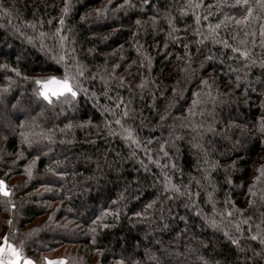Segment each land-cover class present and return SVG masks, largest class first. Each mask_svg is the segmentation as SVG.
I'll return each instance as SVG.
<instances>
[{
    "label": "trees",
    "instance_id": "trees-1",
    "mask_svg": "<svg viewBox=\"0 0 264 264\" xmlns=\"http://www.w3.org/2000/svg\"><path fill=\"white\" fill-rule=\"evenodd\" d=\"M50 76L77 95L45 100ZM4 100L0 180L34 170L0 191V243L264 264V0H0Z\"/></svg>",
    "mask_w": 264,
    "mask_h": 264
},
{
    "label": "rangeland",
    "instance_id": "rangeland-1",
    "mask_svg": "<svg viewBox=\"0 0 264 264\" xmlns=\"http://www.w3.org/2000/svg\"><path fill=\"white\" fill-rule=\"evenodd\" d=\"M4 43H5V40H4ZM43 58L47 60L46 57L43 56ZM53 77L56 78L57 80H61V81L64 80V79L58 78L57 76H50L49 78H53ZM49 78H47V79H49ZM53 87H55V86H53ZM41 90H42V86L40 85V91ZM24 113H25V115H28V109H26L24 111ZM8 114H10V116L13 117V118H10V119H15V114H14L13 109L12 110L9 109V106L6 105V101L4 100V103H3L2 107L0 108V129L5 128V126L8 124V119H9ZM61 114H63V116H64V113H61ZM23 119H24V122L27 123L28 117L25 116ZM246 146H247L246 144L244 145V144L238 142V143H236V145H234L233 148L234 149L235 148L237 149V147L238 148L239 147L240 148H245ZM41 151H42V155L45 154L43 149H41ZM57 156H58V154H57ZM48 158L50 159V157H48ZM76 162H78V160ZM70 169L73 171L74 170V166L72 165L70 167ZM33 170H34V162L30 161L29 164L27 165V167L24 169L25 173L23 175H21V177H18V176L17 177H13L10 180V182H5L4 180H0V182H2V183H0V191L2 193H4V194L6 192L7 195H8L10 193V186H12L15 182H17L19 180H22L24 182L30 181V179L32 177L31 172L33 173ZM68 184L70 185V187L68 186ZM64 185L67 186V188L69 187V189L72 192V194L74 195V197H75L76 194L80 195L81 192L78 191V189L76 188V183H74L73 180L68 182V183H65ZM96 209L98 210L99 206ZM76 210H77V212L80 215H87L88 214V211L85 208L81 207L80 205L76 206ZM47 219H48V216H46L45 219H41L40 221H37L35 224H39V223H41V222H43V221H45ZM174 220L175 219L172 217L171 221L173 222ZM162 225H163V220L161 219L160 223L156 224L155 226H156V228H161ZM207 227L209 229L211 228L212 229V230L210 229L211 231H214V228H212L211 225L208 224ZM54 235L55 234H52L51 237L54 238L55 237ZM148 237L151 238L152 235L149 234ZM145 241H148V239L146 238ZM47 243H44V242L43 243L42 242L39 243L38 242L37 246L40 247V248H43V247L47 246ZM68 249H69V246L66 245V246H61L60 248H57V249H51L48 252L47 251H45L43 253L41 252L39 254L38 259L34 260V259L30 258V257H23L22 253L20 252V250H18V248H15L13 245L7 243L6 241H2L0 243V264H12L13 261H15V264H64V262H66V261H64L62 255L63 254L66 255L67 252H68ZM13 250H15V253H17L18 255L14 254ZM124 257H125V259L128 258L126 256H124ZM162 258L165 261L168 262L167 264H192V261H193L192 258L190 259L188 257H184V258L182 257V259H183L182 260L179 257H168L167 255H163ZM186 260H188V262H186ZM124 261H126V260H124ZM149 262H147V263H149ZM202 263L203 264H211L208 260H203ZM151 264H153V263H151Z\"/></svg>",
    "mask_w": 264,
    "mask_h": 264
},
{
    "label": "snow or ice",
    "instance_id": "snow-or-ice-1",
    "mask_svg": "<svg viewBox=\"0 0 264 264\" xmlns=\"http://www.w3.org/2000/svg\"><path fill=\"white\" fill-rule=\"evenodd\" d=\"M65 12H67V7L64 9ZM61 23H63V20H61ZM62 59V58H61ZM37 84L42 86V90L40 91V95L45 99V100H49V102H51L50 97H57V96H63L65 95V93H69L71 94L72 97H75L77 95L76 91H73V87L69 84V81L67 78H65L64 80H57L56 78H49L47 80L44 81H36ZM55 86V87H53ZM117 123H119V121H117ZM128 138L131 139L132 138V133L129 131L128 132ZM2 183V182H0ZM166 184L168 187H172L174 188V185H171L170 182L166 181ZM5 195H7V193L5 192ZM14 254L15 250H13ZM18 255V254H17ZM12 264H15V261L12 262Z\"/></svg>",
    "mask_w": 264,
    "mask_h": 264
},
{
    "label": "built area",
    "instance_id": "built-area-1",
    "mask_svg": "<svg viewBox=\"0 0 264 264\" xmlns=\"http://www.w3.org/2000/svg\"><path fill=\"white\" fill-rule=\"evenodd\" d=\"M2 257V256H1ZM3 258V257H2Z\"/></svg>",
    "mask_w": 264,
    "mask_h": 264
}]
</instances>
